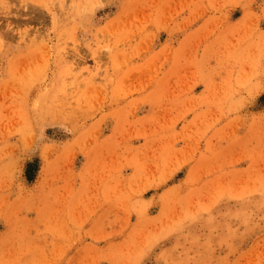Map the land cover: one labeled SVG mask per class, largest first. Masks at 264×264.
I'll list each match as a JSON object with an SVG mask.
<instances>
[{"label":"rangeland","instance_id":"1","mask_svg":"<svg viewBox=\"0 0 264 264\" xmlns=\"http://www.w3.org/2000/svg\"><path fill=\"white\" fill-rule=\"evenodd\" d=\"M0 264H264V0H0Z\"/></svg>","mask_w":264,"mask_h":264}]
</instances>
